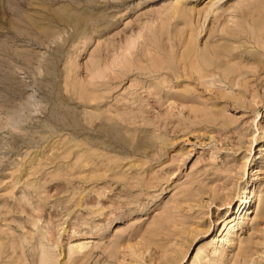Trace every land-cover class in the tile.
Returning a JSON list of instances; mask_svg holds the SVG:
<instances>
[{
  "label": "rangeland",
  "instance_id": "374dc122",
  "mask_svg": "<svg viewBox=\"0 0 264 264\" xmlns=\"http://www.w3.org/2000/svg\"><path fill=\"white\" fill-rule=\"evenodd\" d=\"M262 13L0 0V264H264Z\"/></svg>",
  "mask_w": 264,
  "mask_h": 264
},
{
  "label": "bare ground",
  "instance_id": "6f19581e",
  "mask_svg": "<svg viewBox=\"0 0 264 264\" xmlns=\"http://www.w3.org/2000/svg\"><path fill=\"white\" fill-rule=\"evenodd\" d=\"M256 25H258V26H260V27H262L261 28V34H260V36H261V39L263 40V44L262 45H264V14L262 13L261 15H259V16H253V20H252ZM260 31V30H259ZM245 191H246V187H244V189H243V195H241V199H240V203H238V204H236V205H234L233 207H231L230 209L231 210H236L235 212H239V211H243V210H245L246 208L248 209V208H250V206H251V204H250V202H251V200H250V196H248L246 193H245ZM259 208V207H258ZM231 210H230V212H231ZM229 212V213H230ZM230 215V214H229ZM228 215V216H229ZM229 223H230V219L227 217L224 221H222L221 222V224H223L222 225V228H227L228 226H230L229 225ZM221 224H220V226H221ZM219 226V227H220Z\"/></svg>",
  "mask_w": 264,
  "mask_h": 264
}]
</instances>
